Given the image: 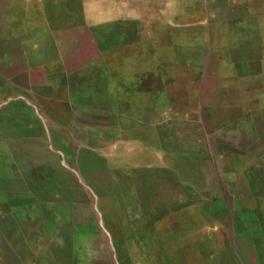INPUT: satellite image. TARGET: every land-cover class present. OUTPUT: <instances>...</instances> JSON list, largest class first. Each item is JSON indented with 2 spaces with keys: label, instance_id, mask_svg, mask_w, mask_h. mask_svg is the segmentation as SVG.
<instances>
[{
  "label": "rangeland",
  "instance_id": "rangeland-1",
  "mask_svg": "<svg viewBox=\"0 0 264 264\" xmlns=\"http://www.w3.org/2000/svg\"><path fill=\"white\" fill-rule=\"evenodd\" d=\"M263 38L264 0H0V264L238 263L229 232L139 226L166 206L136 124Z\"/></svg>",
  "mask_w": 264,
  "mask_h": 264
},
{
  "label": "crops",
  "instance_id": "crops-1",
  "mask_svg": "<svg viewBox=\"0 0 264 264\" xmlns=\"http://www.w3.org/2000/svg\"><path fill=\"white\" fill-rule=\"evenodd\" d=\"M253 43L252 51L229 54L217 86L175 90L166 115L146 128L137 120L135 135L138 159L147 153L154 163L142 178L152 182V193L159 188L166 206L144 214L139 226L144 232H229L227 248L240 256L236 264H264V38ZM172 209L184 214L176 217ZM239 237L248 240L249 257L236 249Z\"/></svg>",
  "mask_w": 264,
  "mask_h": 264
}]
</instances>
